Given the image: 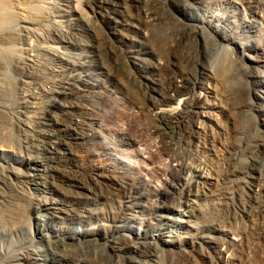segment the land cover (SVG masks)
<instances>
[{
	"label": "bare ground",
	"instance_id": "6f19581e",
	"mask_svg": "<svg viewBox=\"0 0 264 264\" xmlns=\"http://www.w3.org/2000/svg\"><path fill=\"white\" fill-rule=\"evenodd\" d=\"M253 4L0 0V150L16 154L17 145L26 150L15 158L25 169L11 164L8 151L0 156V264H106L107 259L121 264H247L243 256L251 244L248 233L264 231V105L257 101L264 97V80L259 84L256 71L244 60L254 58L252 51L256 60L264 55V26L254 20L264 22V12L251 17ZM178 6L195 8L198 14L175 19ZM166 23L173 24L171 32ZM126 28L137 30L130 34ZM135 34L155 57L141 88L125 68L135 64L140 52ZM206 37L216 49L213 58L202 46ZM96 53L107 57L104 72L124 84L131 105L137 107L135 116L149 120L146 130L158 142L146 158L155 162L157 149L176 161L175 140L187 144L188 160L178 165L181 168L169 164L171 182L165 178L163 187L141 192L150 213L146 228L132 237L120 233L123 208L106 213L83 205L106 204L124 185L111 174L110 161L92 160L90 172L80 164L89 157L84 141L97 133L90 132L84 119L75 118L74 111L85 114L90 107L88 79L83 81L82 75ZM195 55L200 59L194 73L190 66ZM12 66L23 78L14 108L9 103ZM123 104L109 122L125 116ZM129 117L128 127L119 128L124 145L136 143L143 133ZM91 181L97 191H91ZM169 194L171 204L166 202ZM134 197L127 196L129 201ZM162 209L174 215H164ZM99 215L110 223L75 230L61 223H83ZM157 218L161 223L154 221L150 228ZM25 232L31 237L24 238ZM90 243L103 251L94 249L93 256L84 252L81 244Z\"/></svg>",
	"mask_w": 264,
	"mask_h": 264
},
{
	"label": "rangeland",
	"instance_id": "374dc122",
	"mask_svg": "<svg viewBox=\"0 0 264 264\" xmlns=\"http://www.w3.org/2000/svg\"><path fill=\"white\" fill-rule=\"evenodd\" d=\"M263 8H264V0H254V4H253L252 9H249V14H251V17H255V16L257 17L258 12H260V13L264 12ZM165 13L168 14L169 9H168V11L166 10ZM174 13H175L174 14L175 19H179V20L180 19H185V20L187 19L188 20L189 17L191 18V15L198 14V10L195 8H190V7L184 9L183 7L178 6L174 10ZM254 20L257 21L256 26L259 27L260 26L259 23L263 24V26H264V22L260 18H257ZM164 28H166V30L168 32H171L174 27H173V24L166 23V24H164ZM131 30H133L134 33H136L135 31L137 29L133 28ZM131 30L126 28V31L128 33L134 34ZM252 36H254V35H252ZM134 37L137 40V43L139 44L138 49H140V52L137 53L138 58L136 57L134 60L135 64H132L131 66L127 65L125 68H126V71H128L127 73L130 74V77L133 73V76L131 77V79H133V83L137 81L136 84L138 87H140V84L143 85L142 82L147 81V79L143 78V76L144 77L151 76V73H149L150 70L148 67L150 65L149 64L150 61H154L155 57L153 55L149 54L148 52H146V51H148V48L143 43L145 41L142 39V36L135 34ZM124 43H125V41H124ZM202 43L204 44V45L202 44V46H204V51H206V53L208 54V56L210 58H213V56L216 54V49L214 48L212 42L210 40L208 41V38L206 37L205 40L202 39ZM123 46L125 47V44H123ZM192 46L195 47L194 44ZM192 46H190V47H192ZM192 51H193V48H192ZM249 54L254 55V58L253 57H245L244 60L247 64H249L251 66L253 71H256L255 73L257 74V76H254V77H255V80L260 84V81L264 80V76L261 74V71L264 70V55L260 54L259 56L261 57V59L256 60L255 55L257 54V52L252 51ZM118 55H119L118 58L122 60V56L124 54L119 52ZM193 56H194V54H193ZM195 56H197V55H195ZM93 57H92L93 62L91 61L89 66L86 67V69L84 70V74L82 75L83 81H86L88 79V81H86V82L89 84V86H87V88L89 87L88 88L89 90L86 88L87 89L86 100H88V106H90V107H88V109H86V110H83L85 112V114L84 113H81L82 115L78 114L77 111H80V110H76V111H74V115H75V118H77V119H79V118L84 119L87 122V125L90 129V132L96 131L97 137L95 139L90 140L89 142L84 141V144H86L85 146L89 149V152H88L89 157H87V159H85V160H80V162H81L80 164H82L84 166V169H86L85 171L90 172V171H92V166L90 165L92 160L102 159L103 161H106V160L110 161L111 165L113 166V167H110V170L111 171L114 170L111 174L114 175L113 177L121 180L120 182L121 183L123 182L122 184H124V185H123V188L121 189L122 191L121 190L118 191V194H116V196H113V199H109L106 202V204L96 205L95 203L89 201V202L83 203V205L87 208H94L95 207L96 210H101L103 212L107 211L106 213H109L111 211H117V210L123 208L126 214H125V218L119 221V224L122 227V230H120V233L127 235V237H129V236L132 237L136 234V231H142L144 228H146L145 226L147 224L146 222H147V218L149 216L148 213H150V210H148L147 208H145V206H143V203L146 204V203H148V201L146 198L140 197L142 195L141 192H143L144 190L149 188V186H152L154 188L163 187L165 178H166V180L169 181V183L171 182L170 179H172L173 177L171 178V175L168 174V173H171L169 164H173V166L176 167L177 169L181 168L178 165H181V162L184 163L188 160V151L186 152V150H187L186 145L187 144H185L182 139L178 138V139H176L178 141L175 140V148H174L175 151L173 150V152H172L175 154H172V155H173V158L176 157V159H177L176 161L171 160L172 157H170L168 155H165L161 152H157L158 151L157 149H156L157 156H156L155 162L152 163L151 161H149L148 158H146L147 155H149L148 151H151V150L153 151V149L155 151V148L157 146L156 142H158V141H157L156 135L150 134L146 130V126L144 125V123L146 125L148 124V122H147V121H149L148 118L146 119L145 116H142V115H141V117H139L138 114H137L138 116H135V113L138 112V111H136L137 107H134V105H131L133 101H132V98L130 96H127L126 93L124 92L125 91L124 90V87H125L124 84L123 83L120 84L118 81L114 80L113 78H111V76H109L106 72H104L105 69H103L102 65H104V63L106 64V62H107L106 58L107 57L104 56V54H102V53H100V55L97 54ZM195 58H196V60H195ZM199 59L200 58L198 56L192 58L193 62L195 60V62H194L195 64L191 60V66L190 67H192L191 71L194 73L197 72V70H198V68L195 65L197 64V60H199ZM94 63H96V64H94ZM193 65L195 68L193 67ZM257 72H259V74ZM147 73H148V75H147ZM9 74H11L10 78H13V80L11 79L12 80L11 87L13 90H11L12 94H10L11 98L9 97L10 98L9 103H10V105L12 104L11 106L14 108V105L16 106V104L14 102L15 101L14 96L18 95L17 93L21 91V84H22L21 81L23 80V78H22V74H21L20 70L13 68V66L11 68L9 67ZM136 75H138L139 77ZM16 77H18V78H16ZM139 78H140V80H139ZM14 79H15V81H14ZM91 81H92V83H91ZM16 82H18V83H16ZM118 85H120L121 92H117V86ZM104 86H107L108 89L110 90L109 95L107 94V92H104V90L106 89ZM262 96H264V93H262ZM257 101L259 104L264 105V97L259 98ZM117 104L119 106L122 104L124 106L126 105V107L124 108L125 109L124 110L125 116L120 117V119L118 118L117 121H115L116 120L115 119L113 122H109V120L112 117L116 118V115H114V114H117V111H116L118 109ZM134 110H135V112H134ZM129 114L134 117L133 120H135V124L137 126L139 124L138 127L140 128V130L143 133L140 136L138 135L139 136L138 138L141 137V139L139 141H137L136 143H129V144L124 145V144H121V141L119 139L120 138L119 128L120 127H123V128L128 127V125H127L128 119L127 118H130ZM85 115H86V117H85ZM91 115H92V117H91ZM82 116H84V117H82ZM126 116H128V117H126ZM94 118L98 119L99 121H93ZM108 118H109V120H108ZM230 127H232V125ZM181 140H182V142H181ZM236 142H237V139L234 142H232L231 145L234 146L236 144ZM149 145H150V147H149ZM15 148L17 151L16 152L14 150L16 152V154L14 152H12L11 149H8L7 151L9 153L7 151H1L0 150V156H1L2 152H7L8 156H9V160H10L12 165L15 164V166L22 168V169H25L24 166L21 163H19L18 161H16L15 158L18 157L19 155H21L22 153H23L22 155H25L26 150L21 148L19 145H17V147H15ZM147 149H149V150H147ZM19 157H21V156H19ZM0 161H2L1 158H0ZM66 166H67V168H70L69 163H65V167ZM151 167H152V169H151ZM154 167H156V168H154ZM157 170H159V171L157 172ZM99 173H100V171H99ZM115 174H117V176ZM120 176L122 177L123 180L121 179ZM135 176H136V179L133 178ZM128 178H130V180ZM175 183H176V181L173 180L172 185H171V190H173V184H175ZM89 187H90L91 191H97V187H95V184L93 183V181L90 182ZM92 189H94V190H92ZM129 195L135 196L134 199L129 201L127 198V196H129ZM170 195L171 194H169L170 199L166 200V202H170L169 204H171L173 202V197H172V195L171 196ZM160 211H162L161 213H163L164 215H167V214L168 215H174V213L172 211H168L165 209H162ZM89 221L90 220L83 221V223H82L79 221V219H73V220L63 219V220H61V223L65 226L69 227V228H74V230L75 229H82V227L90 226V225H96V224H99L102 222L103 223H110L106 219L105 215H101V216L99 215L97 217L92 218L90 222ZM154 221L156 223H159V224L161 223V221H159L158 218L153 219L152 222L149 224L150 228L154 224H156ZM254 232L255 231H253V229H251V232H250L251 234L248 233V238L250 237L248 239V241L250 240L249 243H251V244L248 243L249 245H247V247H250V248L246 247L247 250L244 249V252L248 251L246 253L248 255H246L245 253H242V256L244 254L246 255L243 257H246L245 263H247V264H264V231L261 232L262 233L261 235H260V233L255 232V233H257V234H255ZM252 234L255 236H253ZM23 237L29 238V237H31V235H30V233L25 232L23 234ZM253 242H254V244H253ZM81 249L84 250V252H91L92 256L94 255V252H95V251H93L94 249L97 252L103 251L102 247L96 243H94V244L93 243L81 244ZM182 259L183 258H181L180 261H182ZM105 263L106 264H121L117 260H109V259L105 260Z\"/></svg>",
	"mask_w": 264,
	"mask_h": 264
}]
</instances>
